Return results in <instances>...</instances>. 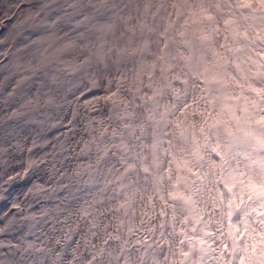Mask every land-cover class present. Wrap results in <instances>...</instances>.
<instances>
[{"label":"clouds","instance_id":"obj_1","mask_svg":"<svg viewBox=\"0 0 264 264\" xmlns=\"http://www.w3.org/2000/svg\"><path fill=\"white\" fill-rule=\"evenodd\" d=\"M0 264H264V0H0Z\"/></svg>","mask_w":264,"mask_h":264}]
</instances>
